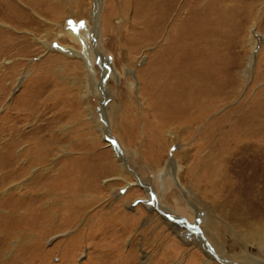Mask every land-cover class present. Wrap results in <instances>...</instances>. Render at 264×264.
Wrapping results in <instances>:
<instances>
[{"label":"rangeland","instance_id":"374dc122","mask_svg":"<svg viewBox=\"0 0 264 264\" xmlns=\"http://www.w3.org/2000/svg\"><path fill=\"white\" fill-rule=\"evenodd\" d=\"M12 1L19 10L29 8L25 21L31 16V26H20L24 21L9 12ZM47 1L31 10L28 1L0 0V36L6 39L0 40V216H7L0 218L6 221L0 264H206V250L195 242L204 237L209 212L204 203L203 216L188 210L199 205L184 171L204 125L193 135L179 132L170 124L167 98L143 89L158 46L147 23L154 18L147 15L152 2L141 9L140 0H101L95 37L90 30L97 0ZM219 7L224 43L234 45L222 44L238 90L230 105L242 102L244 109L264 99V0H224ZM109 18L112 26L104 30ZM103 77L107 92L98 86ZM110 135L122 145L123 159ZM174 160L177 171L171 165L167 175ZM85 171L95 180L69 181ZM172 175L178 184V175L187 181L189 200ZM120 211L136 220L125 222ZM162 213L178 220L167 225ZM224 234L229 241L235 233ZM235 253L234 259L224 256L231 263L213 262L264 264L256 247Z\"/></svg>","mask_w":264,"mask_h":264},{"label":"bare ground","instance_id":"6f19581e","mask_svg":"<svg viewBox=\"0 0 264 264\" xmlns=\"http://www.w3.org/2000/svg\"><path fill=\"white\" fill-rule=\"evenodd\" d=\"M2 1L7 2V0ZM18 1L23 3L28 1L31 5L30 9H37L35 5L40 2V0ZM18 1L16 0L17 4ZM50 1H47L48 5L51 4ZM204 1L140 0L141 9L147 8L150 2L153 4L149 6L147 15L151 17V12H153L154 18L148 20L147 23L152 24L150 25L152 42L155 40L158 42L154 63L146 73L148 78L143 82V89L144 91L149 89L150 94H154V91L160 92L159 94L162 93V96L167 98V103L164 105L169 109L170 124L174 123L179 126L177 129L179 132L185 130L188 135H193L199 124L204 125L191 150L193 154L184 169L188 182L183 179L182 183L179 175V184L176 176L172 175V179L175 182L174 185L181 190L185 198L188 197V200L190 196L183 191V188L186 182L190 185L189 188L187 187L190 195L192 193L197 198L196 203L199 205V208L195 205L193 209L190 204H187L191 206V208L188 206L190 208L188 210L192 214L198 213L203 216L204 214L199 212L202 210L200 206L203 207V203L205 204L209 213L205 214L207 219L203 222L206 226L204 237H198L195 243L201 249L206 250V264H216L213 259H223L224 256L234 259L237 256L235 253L237 248L243 250V248L252 246L258 248L262 255L264 254V99L254 101L244 109L241 108L242 102L230 105L238 90L233 72L234 63H226L224 60L226 55L223 54L222 44L227 47L233 43L231 45L224 43L223 14H221L220 7L218 10L215 9V5L224 0H211L208 3ZM14 5L12 1L7 8L10 13H15L24 21L20 26H31L33 20L31 16L27 17L28 22L25 21L29 8L23 7L19 10ZM82 5L80 3V7ZM100 12L101 0H97L92 11L94 29L90 30L95 37L100 33ZM111 26L109 18L107 24L104 25V30H108ZM82 37L85 38L84 34ZM2 38L6 40L4 35L0 36V40ZM81 42L85 46L86 39ZM60 49L63 53L69 50L63 47ZM103 58L100 57V61H103ZM252 64L253 54L243 74L241 73L244 82L248 81L251 76ZM104 72L107 73V71ZM104 77L98 86L100 89L103 87L105 89L103 91L107 92L110 88L103 86ZM150 96L153 97V95ZM26 103L28 104V101ZM227 105L230 106L222 111ZM219 111H222L221 114L215 116L220 113ZM104 116L102 114L103 120H106ZM109 126L108 123L105 127L101 126L104 135L109 134ZM108 138L112 148L123 159L122 145L120 143L119 145L112 135ZM1 160L5 162L7 159L1 157ZM171 165L177 171L174 160L166 168L167 175L170 173ZM96 176V174L85 171L75 173L68 179L76 181L79 177H86L90 181L92 178L95 180ZM172 179L170 178V181ZM209 205H213L212 211L209 210ZM117 213L125 222L136 220V217L125 218L124 211ZM163 214L166 216L167 225L172 226L167 222L169 219L178 220L174 214ZM155 216L161 220L158 215ZM2 217L7 216H0ZM218 221L221 222L218 223ZM4 223L6 221L2 219L0 228ZM20 225L25 226L26 223ZM230 230L235 234L228 241L224 233ZM209 241L217 252L212 249ZM226 244L229 249L227 252L223 249ZM3 249V245L0 244V255ZM223 260L230 262L225 258ZM130 261L115 264H129Z\"/></svg>","mask_w":264,"mask_h":264}]
</instances>
